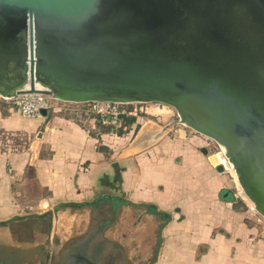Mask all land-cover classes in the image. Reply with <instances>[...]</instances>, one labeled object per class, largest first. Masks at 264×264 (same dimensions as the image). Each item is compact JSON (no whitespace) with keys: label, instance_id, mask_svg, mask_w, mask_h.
Wrapping results in <instances>:
<instances>
[{"label":"water","instance_id":"obj_1","mask_svg":"<svg viewBox=\"0 0 264 264\" xmlns=\"http://www.w3.org/2000/svg\"><path fill=\"white\" fill-rule=\"evenodd\" d=\"M26 95L172 108L175 122L142 128L127 150L190 129L216 144L217 170L264 219V0H0V98Z\"/></svg>","mask_w":264,"mask_h":264},{"label":"crops","instance_id":"obj_2","mask_svg":"<svg viewBox=\"0 0 264 264\" xmlns=\"http://www.w3.org/2000/svg\"><path fill=\"white\" fill-rule=\"evenodd\" d=\"M135 117L116 128L131 134L138 125L162 127ZM110 126L81 105L55 104L46 116L28 119L0 101V264H49L55 253L78 251L64 241L84 239L89 206L104 197L123 200L112 234L118 264H264V228L236 196L228 172H219L204 153V138L171 129L144 151L127 150L137 135L119 151L125 134ZM63 204L81 209L53 215L49 236L38 223ZM130 215L136 220L129 226ZM26 222L34 223L31 239L16 230ZM93 250L80 251L89 264H95Z\"/></svg>","mask_w":264,"mask_h":264},{"label":"flooded vegetation","instance_id":"obj_3","mask_svg":"<svg viewBox=\"0 0 264 264\" xmlns=\"http://www.w3.org/2000/svg\"><path fill=\"white\" fill-rule=\"evenodd\" d=\"M173 122H175V121L169 122L167 124H171ZM166 125H164V126H166ZM158 126H160V125H158ZM176 126L177 125H175V126H173V128H171L172 131L176 130L175 129ZM201 138H204V137H201ZM204 139L206 140L205 141L206 146H205V149L203 150L204 153L208 154L210 152L211 156L212 155L215 156L214 154L218 152V147L212 141H209L206 138H204ZM213 156L210 157V159L213 158ZM234 188L236 190L235 184H234ZM235 193L237 196V191ZM108 200H109L108 197H104V199L99 198V199H97L96 202H93L95 205L89 206L90 208L93 209L94 216H92L91 223H90V225H88L87 231H85V233H86V236H85L86 238L84 237L85 240L80 239V241H79L78 238H76V240L78 242L74 243V241H73V244H77V246L78 245L80 246L78 248V251L70 249L69 253H65L62 256L60 255V253H58L55 256L56 260L53 257L52 262H49V264H89V262L85 258V256L80 255L82 253L80 251L82 249L85 250V248H89V246H92L95 249V250H93L92 258H91L93 263H95V264H118L117 257L112 255V258H109L108 255H106V252L108 253L112 249V252L116 253L115 248L118 250L120 248L119 244L116 243V241H114L112 234L115 235L113 230L121 222L122 205L118 204L119 202H117V201H115V203L114 202L109 203ZM53 215H57V214H54L53 212L46 214L45 216L42 217V220H40L41 221V222H39L40 224H38L39 226H41V228L43 230L47 229L46 230L47 233H49L50 228H51L50 226H52V216ZM132 216L131 215H130V217L125 216V222L126 223L129 222V225H130V223L135 222V220H136V216H135V219ZM33 225H34V223L26 222L21 227L16 228L19 237L22 239L33 238V233H31V231H29L30 228L33 227ZM32 230L34 231L35 229H32ZM130 232H131V230H130ZM92 236H95V237L100 236L101 239H103V241L102 240H98V241L95 240V242L92 245V240H91ZM105 236H108L109 239L105 240V238H104ZM83 240H84V242H83ZM74 246H76V245H74ZM62 250H63V248L60 251H62ZM74 251H75V253H73ZM86 251H87V249H86ZM112 260H113V262H112ZM50 261H51V258H50ZM126 264H134V263H131L128 260H126Z\"/></svg>","mask_w":264,"mask_h":264},{"label":"built area","instance_id":"obj_4","mask_svg":"<svg viewBox=\"0 0 264 264\" xmlns=\"http://www.w3.org/2000/svg\"><path fill=\"white\" fill-rule=\"evenodd\" d=\"M0 101L12 105L23 117L28 119H40L42 118L43 111H49L55 104H60L55 103L49 97L43 95L20 96L10 101H3L0 98ZM81 107L88 114L98 116L104 123L115 127L119 126L121 122L120 116L126 118L137 116V110L131 108V106H120L110 103H92L81 105Z\"/></svg>","mask_w":264,"mask_h":264},{"label":"rangeland","instance_id":"obj_5","mask_svg":"<svg viewBox=\"0 0 264 264\" xmlns=\"http://www.w3.org/2000/svg\"><path fill=\"white\" fill-rule=\"evenodd\" d=\"M131 108L137 110V118L135 117V119H139L140 118L141 120L145 121L144 123H151L153 121L152 123L155 122V123H157L160 126H164L167 123L172 122V121L178 119L176 111L173 110L172 108L167 107V106H164V105H159V104H135V105H132ZM148 120H151V121H148ZM110 127H112V128H110ZM110 127H109V129H113L114 130V133L116 135L119 134V132H117V131H122L123 135L125 134V136H124L125 138H123V140H121L122 143H123V145H122L123 147H121L119 149V151L122 150V148L126 147L132 141V138H134L137 135V133L140 131V129H141V125H138L136 127V129L133 130L131 134H129V132H130V129L129 128H128V130L126 132H124L123 127L116 128L113 125H111ZM175 129L176 130H186L188 134L190 133V134L197 135L199 137H203V136H201V135H199V134H197V133L191 131L190 129H187V128L181 126V125H177L175 127ZM115 154L117 156L119 155L117 152H115ZM216 154L217 153H215L214 155H216ZM254 212H255V215H256V218H257V224H258V226L261 227V228H264V219L261 216H259L256 211H254ZM92 215L94 216L93 210H92ZM132 223H134V222H132ZM132 223H130V225ZM38 224H40V223H38ZM32 229H33V227L30 228V230H29V231H31V233H33V230ZM50 230H51V228H50ZM263 231H264V229H263ZM94 237L95 236H92V238H91L93 241L95 240ZM71 239H72V237H71ZM4 241L6 242V240H4ZM53 246H54V244H53ZM55 248H56V246H55ZM89 250L90 249H87V251H85L86 254H87L86 257H88V255L90 254V251ZM115 250H118V249L115 248Z\"/></svg>","mask_w":264,"mask_h":264},{"label":"bare ground","instance_id":"obj_6","mask_svg":"<svg viewBox=\"0 0 264 264\" xmlns=\"http://www.w3.org/2000/svg\"><path fill=\"white\" fill-rule=\"evenodd\" d=\"M211 161L213 162L214 165L222 164L224 162L223 158L218 153L215 156H213V158H211Z\"/></svg>","mask_w":264,"mask_h":264},{"label":"trees","instance_id":"obj_7","mask_svg":"<svg viewBox=\"0 0 264 264\" xmlns=\"http://www.w3.org/2000/svg\"><path fill=\"white\" fill-rule=\"evenodd\" d=\"M122 133H119V135H121Z\"/></svg>","mask_w":264,"mask_h":264}]
</instances>
